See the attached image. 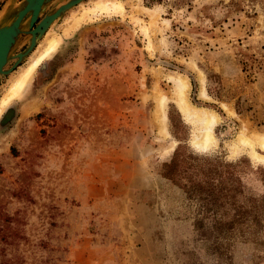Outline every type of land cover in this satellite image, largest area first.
Wrapping results in <instances>:
<instances>
[{
  "label": "rangeland",
  "instance_id": "obj_1",
  "mask_svg": "<svg viewBox=\"0 0 264 264\" xmlns=\"http://www.w3.org/2000/svg\"><path fill=\"white\" fill-rule=\"evenodd\" d=\"M22 1L0 0V26ZM125 4L74 28L93 6L78 5L0 76L1 103L9 80L72 30L0 115V264H264V163L230 153L242 127L264 135V0ZM166 72L188 79L190 105L218 116L209 150L191 145L198 128L170 98ZM155 93L168 99V135ZM175 160L213 176L165 177Z\"/></svg>",
  "mask_w": 264,
  "mask_h": 264
},
{
  "label": "bare ground",
  "instance_id": "obj_2",
  "mask_svg": "<svg viewBox=\"0 0 264 264\" xmlns=\"http://www.w3.org/2000/svg\"><path fill=\"white\" fill-rule=\"evenodd\" d=\"M85 1L79 3L78 5L83 4ZM88 1H91L93 6L87 12H84L82 16L78 17L77 20H75L73 24L74 28L79 26V24L82 23L83 21H90L92 17H95L98 14L108 15V13H110L111 11H115L119 15H122L124 13V7L122 6L121 3L113 2L110 0H88ZM138 2H141V0H138ZM78 5H76L73 8H76ZM72 9L68 11L70 12ZM135 13L145 15L152 24H155V20H156L155 18L157 17L155 16L154 9H151V8L148 9L143 6H139L138 4V10L135 11ZM64 19L66 18L64 17ZM55 22L56 20L49 26L48 30L44 33V35L40 39L39 41L40 43H41V40L44 37H46V35L49 33V31L51 30ZM72 27L73 26H71V28ZM143 31L146 34V28H143ZM71 33H72V30H69L65 33V36H58V37L50 38L45 43V46L41 50L40 54L30 62V64L22 71V73H20V75L14 78H11V80H9L7 89L4 94V98L0 103V115L13 99L21 95V93L23 92L24 88L30 81L36 69L44 61H46L52 54H54V52L57 50L59 45L62 43L63 39H66L67 37H69ZM39 42H37L36 47L33 49L31 53H33L34 50L38 46H40L38 45ZM165 77H166V80L169 82V84H171L173 87V95L171 94L172 97L170 98L173 100V102L177 106L179 112L182 115V118L187 123L198 128L195 135L194 136L192 135L193 138L191 140V145L195 148V150L196 149L199 151L209 150L210 148H212V146L215 145L213 132H214V128L216 127L219 121L218 116L211 110L196 108L189 104L188 99H187V94L190 90V85H189L187 78L182 77L180 75H174L170 72L169 74L168 73L165 74ZM200 84H201L200 92H199L200 96L204 98H208L204 91L203 76L200 77ZM156 90L154 89V92ZM153 98L156 104L155 105L156 107L154 110V118H155V122L158 125L159 132L162 135H168L167 130H166V126H167L166 103L168 99H166L165 97L161 96V94H158V93H155ZM228 114H232V113L228 112ZM230 148H231L230 153L232 155H236L238 151L248 149L247 151L249 153L248 157H250L253 161L264 163V156H261L256 152V148L264 152V135L262 134H258L255 132H249L247 128L242 127L240 131L238 132V134L236 135L235 144H233V146Z\"/></svg>",
  "mask_w": 264,
  "mask_h": 264
},
{
  "label": "water",
  "instance_id": "obj_3",
  "mask_svg": "<svg viewBox=\"0 0 264 264\" xmlns=\"http://www.w3.org/2000/svg\"><path fill=\"white\" fill-rule=\"evenodd\" d=\"M85 0H23L18 8L8 7L0 26V76L10 75L36 47L49 26L62 20L68 10ZM28 37L26 49L10 57L22 37ZM13 63L6 69L9 61Z\"/></svg>",
  "mask_w": 264,
  "mask_h": 264
},
{
  "label": "trees",
  "instance_id": "obj_4",
  "mask_svg": "<svg viewBox=\"0 0 264 264\" xmlns=\"http://www.w3.org/2000/svg\"><path fill=\"white\" fill-rule=\"evenodd\" d=\"M182 166H180L177 162V160L172 161L170 164L165 166L164 169V176L167 178H170L172 180H176L177 177L180 176V172H186L192 170L191 172L192 175L194 177H198V176H203L205 178H209L211 176H213V168L209 167V168H205L202 165H197L194 164L193 161L189 162V161H185L184 162V166L183 168H181ZM181 168V170H180ZM185 170V171H183Z\"/></svg>",
  "mask_w": 264,
  "mask_h": 264
},
{
  "label": "crops",
  "instance_id": "obj_5",
  "mask_svg": "<svg viewBox=\"0 0 264 264\" xmlns=\"http://www.w3.org/2000/svg\"><path fill=\"white\" fill-rule=\"evenodd\" d=\"M120 1H122V2L124 3L125 9H126V11L128 12V6H127V4H125L126 0H120ZM85 2H88V0H86ZM85 2H84V3H85ZM84 3H83V4H84ZM142 3H143V0H141V4H142ZM125 9H124V12H125ZM131 11H132V9H131ZM68 13H69V11L65 14L64 17L68 16ZM64 17L62 18V20H58V21H56V22L54 23V25H53L52 28H51L52 31L50 30V33H51V34H57V33L59 34V33L63 30V29H62L60 32H58V31L55 30V28L57 27L58 24L63 23ZM117 17H118V16H117ZM118 21H119V20H118ZM63 24H64V23H63ZM92 27H93V26H92ZM96 27H99V25H98V26H94L93 29H92L91 31H93L94 33H95V32H98L97 29H96ZM63 28H64V27H63ZM69 38H70V37H69ZM69 38L65 39L64 41L68 40ZM57 50H58V49H57ZM56 52H57V51H56ZM80 59L82 60L83 57L80 56V55H77V57L74 59V62H78Z\"/></svg>",
  "mask_w": 264,
  "mask_h": 264
}]
</instances>
